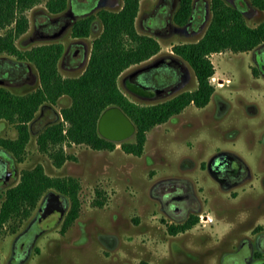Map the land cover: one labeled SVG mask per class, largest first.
<instances>
[{"label":"rangeland","instance_id":"rangeland-1","mask_svg":"<svg viewBox=\"0 0 264 264\" xmlns=\"http://www.w3.org/2000/svg\"><path fill=\"white\" fill-rule=\"evenodd\" d=\"M46 1L40 0L24 11L28 28L15 43L21 49L50 42L62 43L66 55L59 61L58 68L65 77L78 76L88 64L93 40L101 33L103 24L99 18L94 19L90 34L85 37L74 36L72 25L58 38L45 37L40 24L47 17L63 16L72 11L68 6L60 14L50 13ZM171 1L140 0L136 28L140 33L155 36L161 49L151 58L126 68L119 77L124 93L139 103L163 101L198 85L193 67L173 52V45L202 38L212 18V0H194L188 26L173 22L179 0L170 8ZM224 1L241 8L251 26L264 20V10L252 5L251 0ZM163 3L168 4V10L165 4L159 9L161 14H156ZM122 5L123 0H100L92 13L96 15L101 8L119 10ZM153 12L154 18L151 17ZM168 22L171 25L168 26ZM152 24L165 26L155 30ZM84 45L87 55L78 65L81 55L77 57L75 51ZM170 55L177 58L181 67L182 74L178 77L169 67L161 68L158 74H144L150 85L173 78L164 92L145 96L123 84L122 77L131 70L153 58ZM263 56L264 42L248 51L228 49L212 53L215 73L210 81L216 90L210 102L204 107L189 104L168 121L151 128L141 155L128 153L121 146L123 142L135 141V130L125 139L112 140L116 143L113 150H97L85 143L64 144L70 157L57 166L49 153L40 150L37 139L45 127L62 120L61 109L69 106L72 98L63 95L56 103H43L29 122L30 139L23 161H17L11 152L0 147L12 163L9 180L0 184V205L5 191L20 181L22 171L41 164L48 176L78 179L80 215L62 232L71 205L70 197L55 187L47 189L28 217L21 221L12 219L0 229V264H232L238 259L229 254L239 248L246 253L249 244L264 257ZM0 64L9 71L8 77L0 76V86L17 94H26L40 86L39 73L32 62L2 53ZM17 135L15 124L0 118V138H16ZM221 150L236 153L249 165L252 187L245 182L225 190L209 174L207 162ZM166 178L186 180L202 202L201 208L194 211L199 216L198 222L177 234L168 229L171 222L175 224L176 221L164 217L157 194L153 193L159 180ZM186 185L179 182L155 190L159 194L162 190ZM49 195H60L63 208L55 209L43 220V230L37 225L32 229L31 237L34 238L26 256H14L17 236L36 219ZM97 199L103 204H96ZM258 236H261L260 246L256 241ZM246 238L248 243L241 245Z\"/></svg>","mask_w":264,"mask_h":264},{"label":"trees","instance_id":"trees-1","mask_svg":"<svg viewBox=\"0 0 264 264\" xmlns=\"http://www.w3.org/2000/svg\"><path fill=\"white\" fill-rule=\"evenodd\" d=\"M40 0H0V55L14 54L18 59L32 62L39 73L40 86L26 94H17L0 86V118L15 124L16 138H0V147L11 152L17 161H23L30 139L29 122L43 103H56L58 98L69 95L72 103L61 109L62 120L45 127L37 142L40 150L47 152L57 166L70 156L64 150L67 143H85L97 150H113L116 143L102 136L98 121L102 112L111 106L120 107L135 123L134 142H123L122 149L141 155L147 140V132L157 124L168 121L189 104L206 106L216 88L210 81L215 73L211 54L224 50L248 51L264 42V20L256 26L247 23L239 7L224 0H212V18L202 36L196 42L173 45V52L188 61L195 71L197 87L185 90L156 103H139L129 98L119 85L121 73L133 64L151 58L161 49L159 40L136 28L140 0H123L119 10L101 8L95 14L79 19L72 28L74 36H88L91 23L98 17L103 29L94 38L85 70L78 76L65 77L58 68L64 46L60 42L41 44L28 49L19 48L15 40L28 28L24 11ZM252 5L264 10V0H251ZM69 0H47L50 13L63 12ZM194 10V0H179L173 14V22L185 25ZM7 153V152H6ZM55 187L70 197L71 205L61 228L65 232L79 217L81 200L80 182L75 177L48 176L41 164L24 169L20 181L5 191L0 205V229L10 220L20 221L28 217L37 206L42 194ZM96 204L103 201L97 199ZM198 220L173 225L172 234L184 231Z\"/></svg>","mask_w":264,"mask_h":264},{"label":"flooded vegetation","instance_id":"flooded-vegetation-1","mask_svg":"<svg viewBox=\"0 0 264 264\" xmlns=\"http://www.w3.org/2000/svg\"><path fill=\"white\" fill-rule=\"evenodd\" d=\"M99 2L100 0H69L68 6L72 9V11L65 13L63 16H56L54 18L47 17V20L44 23L40 24L44 27L43 28L44 36L50 37L52 39L58 38L59 36H61L65 28L71 25L73 28V26L79 19L93 14L92 11L99 5ZM175 3H176V0H172L171 3L169 2L170 8L175 6ZM165 4L167 5V10H168V4L163 3L158 6V9H156L158 10L156 14L160 13L159 9L161 8V6L163 7ZM73 12H75L76 14H74ZM154 15L155 14L153 12V15L151 17L154 18ZM192 15H191V18H192ZM160 16L162 17V15ZM96 18L98 17H95L94 19ZM191 18L189 22L185 24L186 26H188L191 23ZM73 19H75V21H73L72 23ZM93 21L91 23V27L93 26ZM169 25H171V22H168V26ZM163 26H165V24ZM163 26H159L156 24L151 25L152 29H155V30H158L162 28ZM37 28L40 30L39 27ZM61 30H62V33L60 32ZM76 37H85V36H76ZM75 53H77V57L81 55L80 60L77 61V64L79 65L84 60V56L87 55L86 46L84 45L82 46V48H77ZM64 55H66V53H65V50L63 49V53L59 61L64 57ZM177 62H178L177 58H174V56H171V55L168 56V58H165V57L153 58L148 63L142 64L141 66H138L136 69H133L130 72H128L125 76L122 77V82L129 89L135 92H138L139 94L141 93L145 96H150L156 93L164 92L167 89V86L169 84H172L171 81L173 80V78H171L169 81H163L158 84L150 85L149 83H147V79L144 78L145 77L144 74L148 72H153L155 74H158L160 73L161 68L169 67L171 69V72L172 73L174 72L178 77V74L181 73L179 72L181 70V67L178 66ZM263 67H264V64H263ZM2 69H5V70H2ZM8 74H9V71H7L6 68H4V65L0 64V76H2L3 78H6L8 77ZM0 151L2 150L0 149ZM0 157L6 159L7 162L9 163V170H10V176H11L12 163L10 162V159L8 158L7 153L3 154V151L0 152ZM206 169L208 170L209 174L220 184L221 188L225 190L232 188V187L244 185L245 182L246 183L249 182V185L251 187L253 186L251 168L236 153H233L227 150L219 151L218 153L214 154L209 159L206 165ZM8 180L6 181L2 180L0 181V184L7 182ZM179 182L186 183L187 185L184 188L178 186L174 190H171V189L162 190L159 194L155 190L157 189V187H159L158 189H161L162 187L166 185L177 184ZM153 193L157 194L158 200L161 203V208L165 214L164 217H171L172 219L176 221L175 224L171 222V224L168 226L169 231H170L171 226L184 224L188 222L189 220H191L192 218H194L195 216H198V214L194 213V211L199 210L201 208L202 202L198 198V195L195 193L193 186H191V184H189L186 180H183L180 178H166V179L159 180V182L153 188ZM234 196H237V194H234ZM198 219H199V216H198ZM35 220L17 236L16 242L14 245L15 246L14 253H13L14 256L15 255L26 256L29 253L30 244L34 238V236L31 237V232H32V229L36 226ZM193 225H195V223ZM43 229L44 227L39 228V230H43ZM260 239H261V236H258L256 238V241L258 242L259 246H260ZM247 241L249 240H247L246 238L242 242L241 245H246L248 243ZM229 255H232L238 259V261H235L232 264H264V257L258 254L257 252H255L251 244H249V247L246 253L245 251L243 252L241 248H239V250L232 252Z\"/></svg>","mask_w":264,"mask_h":264},{"label":"water","instance_id":"water-1","mask_svg":"<svg viewBox=\"0 0 264 264\" xmlns=\"http://www.w3.org/2000/svg\"><path fill=\"white\" fill-rule=\"evenodd\" d=\"M62 30L60 32H62ZM135 130V123L118 106L108 107L100 115L98 121V131L105 138L110 140H122L131 136ZM9 177V163L6 159L0 157V181H6ZM62 204L63 200L60 195L47 196L38 212L35 224L40 228L44 227L43 220L55 209H62Z\"/></svg>","mask_w":264,"mask_h":264}]
</instances>
